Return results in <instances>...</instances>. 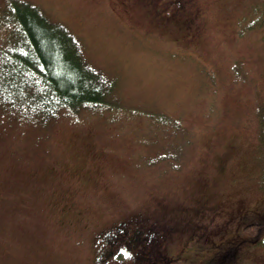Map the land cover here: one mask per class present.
Here are the masks:
<instances>
[{"label":"rangeland","instance_id":"374dc122","mask_svg":"<svg viewBox=\"0 0 264 264\" xmlns=\"http://www.w3.org/2000/svg\"><path fill=\"white\" fill-rule=\"evenodd\" d=\"M15 2L67 30L101 104L45 110ZM263 7L0 0V264H264Z\"/></svg>","mask_w":264,"mask_h":264},{"label":"trees","instance_id":"16d2710c","mask_svg":"<svg viewBox=\"0 0 264 264\" xmlns=\"http://www.w3.org/2000/svg\"><path fill=\"white\" fill-rule=\"evenodd\" d=\"M261 13L263 17L261 16L260 19L263 23L264 7ZM15 14V20L19 23L30 46L29 53L33 58V62L29 63L30 70L40 76L55 97L58 95V100L52 103L51 109L45 110L53 111L60 103L101 104L107 93V87L94 83L91 73L83 64L75 41L67 30L60 25L50 23L36 9L21 2H15ZM243 231L256 236L260 231V225L248 224L244 226Z\"/></svg>","mask_w":264,"mask_h":264}]
</instances>
